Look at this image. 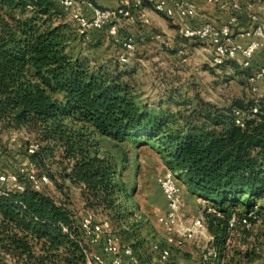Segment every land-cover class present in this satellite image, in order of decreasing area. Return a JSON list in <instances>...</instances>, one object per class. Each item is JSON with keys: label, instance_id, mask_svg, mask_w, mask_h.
<instances>
[{"label": "trees", "instance_id": "1", "mask_svg": "<svg viewBox=\"0 0 264 264\" xmlns=\"http://www.w3.org/2000/svg\"><path fill=\"white\" fill-rule=\"evenodd\" d=\"M64 15L53 0H0V132L27 127L48 144L29 168L44 164L40 151L51 142L64 147L73 162L66 177L82 186L86 207L118 220L126 217L125 186L116 160L101 155L92 136L160 138L166 164L214 208L206 217L210 264H221L233 226L256 222L264 210V96L226 108L202 100L173 127L168 111L151 109L125 80L131 72L93 68L74 55L78 34ZM255 68L246 69L250 77ZM77 217L46 190L0 191V264H85Z\"/></svg>", "mask_w": 264, "mask_h": 264}, {"label": "rangeland", "instance_id": "2", "mask_svg": "<svg viewBox=\"0 0 264 264\" xmlns=\"http://www.w3.org/2000/svg\"><path fill=\"white\" fill-rule=\"evenodd\" d=\"M63 18L72 23L66 15ZM123 22L121 28H126ZM145 25L148 24L140 18L135 22L134 31H131L134 38H131L136 43V50L126 63L119 61V55L125 51L123 43L113 37L107 28L93 31L90 40H83L78 35L70 49L75 56L87 57L93 68L104 66L109 70L116 68L131 72L125 80L151 109L168 111L173 127L184 124L185 118L202 100L226 108L237 99L251 100L264 96V79L251 80L246 70L249 68L243 67L240 58L215 64L205 43L181 38L179 32L171 45L163 46L162 41L169 42V35L139 36ZM260 57L264 59L263 54ZM74 128L80 129L81 124H75ZM12 133L18 134L17 141L11 140ZM92 138L97 142L101 155H111L116 160L118 179L125 186L120 200L126 217L123 220L109 217L122 241L134 246L144 264H210L215 252L210 243L213 239L210 233L194 234L185 244L172 246L168 259L161 257V249L166 246L167 228L160 217L166 213L168 203L159 178L170 169L165 161L163 141L149 136L116 140L98 132ZM31 142L38 144V149L48 146L36 131L27 127L2 128L0 172L18 170L22 165L31 166L34 158L27 150ZM49 145L51 148L40 151L44 164L32 167L40 173H48L52 183L46 185L45 190L69 202L76 214L81 216L89 209L82 196V186L66 177L73 162L65 157L64 147L55 142ZM178 179L183 203L179 223L184 227L191 226L195 217L206 218L214 208L211 202L200 199L184 179ZM184 191L190 196L189 204L184 200ZM261 205H264V199L260 201ZM98 210L101 216L106 217L102 210ZM248 223H236L230 230L221 264H263L264 210L256 222ZM9 264L18 263L10 259Z\"/></svg>", "mask_w": 264, "mask_h": 264}, {"label": "built area", "instance_id": "3", "mask_svg": "<svg viewBox=\"0 0 264 264\" xmlns=\"http://www.w3.org/2000/svg\"><path fill=\"white\" fill-rule=\"evenodd\" d=\"M53 1L62 7L83 40H90L93 31L107 28L113 37L123 43L125 51L119 55L122 63L128 62L136 50L133 39L119 36L122 22L124 19L136 22L140 18L144 23L150 24L151 20L146 12V6L150 4L160 14L179 18V33L187 39L200 40L211 48L213 63L220 65L240 58L245 68L256 64L251 80L264 79V59H257L258 52L264 48V0H254L249 4L250 25L247 27H240L239 13L244 10L243 0H207L220 10L230 13L227 21L221 25L209 20L195 22L194 19L201 15V11L189 0H118L115 6H102L95 0ZM29 8L33 6L29 5ZM254 111H258V106ZM236 112L237 122L244 124L240 111ZM17 139L18 134L12 133L11 140ZM27 150L29 154H34L38 150V144L29 143ZM159 181L168 203L166 213L160 217L167 228L166 246L161 249V257L166 260L171 254L172 246H181L190 236L210 231L204 216L195 217L191 226L184 227L179 223L183 203L176 172L168 169ZM50 183L52 181L48 173H40L27 165H22L15 171L0 172V191H22L28 185L42 191ZM77 220L76 226L80 232L77 240L82 247L85 264H144L134 246L122 241L109 218L87 209ZM243 221L248 223L246 219ZM231 222L234 225L236 217ZM63 227L66 231L69 230L65 225Z\"/></svg>", "mask_w": 264, "mask_h": 264}, {"label": "crops", "instance_id": "4", "mask_svg": "<svg viewBox=\"0 0 264 264\" xmlns=\"http://www.w3.org/2000/svg\"><path fill=\"white\" fill-rule=\"evenodd\" d=\"M96 1L102 6H115L118 3V0H96ZM189 1H191L194 5H196L198 9L201 11V15L194 19L195 22H202L204 20H209L216 25H221L227 21L230 15L229 12L220 10L215 5L209 3L207 0H189ZM243 1H244V10L239 13L240 27H247L248 25H250L249 11H248L249 4L254 0H243ZM146 12L150 17L151 23L145 25L144 28L140 30L139 36L143 35L149 38L151 36L156 37L157 35H161L160 33H167L169 35L168 37L169 42L162 41V44L163 46H165V44L171 45L172 39L175 38L176 33L179 32V24L181 23V20L177 17L170 18L164 14H160L156 12L150 4H147ZM123 24H125L126 26V28L123 26L120 29V34L123 36V38L124 37L134 38V35L132 34L131 31H134L133 26H135V21L133 22V21L125 20ZM178 34L181 38L187 39L183 37L180 33ZM187 40H191V39L188 38ZM245 41L246 39L244 40V42ZM208 49L211 51V48L208 47ZM260 51L257 54V59L263 60V58L260 57V54L264 55V48L261 49ZM184 193H185L184 200L185 202H187V204H189L191 201L190 196L188 195V192L186 193V191H184Z\"/></svg>", "mask_w": 264, "mask_h": 264}]
</instances>
